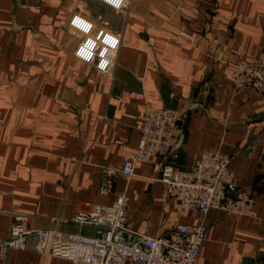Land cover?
Wrapping results in <instances>:
<instances>
[{"label":"crops","instance_id":"obj_1","mask_svg":"<svg viewBox=\"0 0 264 264\" xmlns=\"http://www.w3.org/2000/svg\"><path fill=\"white\" fill-rule=\"evenodd\" d=\"M89 33L118 37L111 74L75 55ZM182 31L190 34L191 39ZM264 53V0H0V237L14 214L47 229H79L88 205L129 196L137 234L199 223L158 180L164 158L140 161L127 182L100 193L103 168L139 149L149 106L191 109L182 145L168 161L190 168L205 149L234 154L236 182L256 199L254 216L223 209L206 216L196 264L264 263V94L237 88L236 59ZM84 232L94 234L92 228ZM0 264H84L35 250L10 249Z\"/></svg>","mask_w":264,"mask_h":264},{"label":"built area","instance_id":"obj_2","mask_svg":"<svg viewBox=\"0 0 264 264\" xmlns=\"http://www.w3.org/2000/svg\"><path fill=\"white\" fill-rule=\"evenodd\" d=\"M114 9L126 7L127 0H100ZM79 42L75 55L92 63L100 72L111 74L117 64L121 41L118 37L89 33ZM191 39V35L182 31ZM237 88H251L264 94V53L253 58L240 55L232 71ZM184 111L178 108L149 106L142 122L137 126L141 133L139 149L129 152L121 165L103 168L100 193L109 195L117 178L127 182L135 175L140 161L150 157L164 158L160 180L167 196L175 198L182 209L200 213L199 223H174L168 233L154 236L139 234L140 239L127 244L115 239L118 231H132L129 224V196L121 193L111 204L88 205L78 211L74 221L77 231H63L60 221L47 228L27 224L25 214H14L9 234L0 237V260L10 249L35 250L58 255L84 264H196L207 235L206 216L212 209H223L230 215L254 216L256 199L236 182L231 167L234 154L219 149H205L190 168H181L168 161L178 141ZM168 157V158H167ZM86 227L94 234L84 232Z\"/></svg>","mask_w":264,"mask_h":264},{"label":"water","instance_id":"obj_3","mask_svg":"<svg viewBox=\"0 0 264 264\" xmlns=\"http://www.w3.org/2000/svg\"><path fill=\"white\" fill-rule=\"evenodd\" d=\"M190 113H191V109L187 110L184 113L183 121H182V128H181V132H180L178 141L176 142L174 149L172 150V152L170 153V155L168 157L173 155L177 151V149L182 145V143L184 141V138H185V135H186ZM164 162L165 161H163V164H164ZM115 239L117 241H119V242L131 244V243H134L137 240H139L140 239V235L135 233V232H132V231L121 230V231H118L116 233ZM6 260H7V257L5 258V262H6ZM242 264H264V263H259L254 256L250 255V256H246L244 258Z\"/></svg>","mask_w":264,"mask_h":264}]
</instances>
